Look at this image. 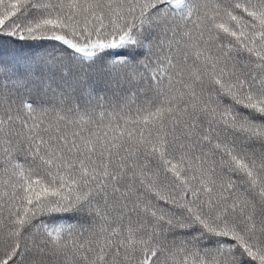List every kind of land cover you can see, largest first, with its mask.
<instances>
[{
	"label": "snow or ice",
	"instance_id": "snow-or-ice-1",
	"mask_svg": "<svg viewBox=\"0 0 264 264\" xmlns=\"http://www.w3.org/2000/svg\"><path fill=\"white\" fill-rule=\"evenodd\" d=\"M0 264H264V0H0Z\"/></svg>",
	"mask_w": 264,
	"mask_h": 264
}]
</instances>
